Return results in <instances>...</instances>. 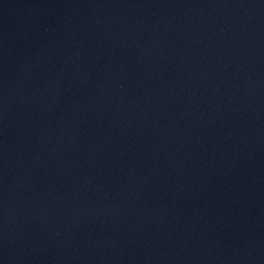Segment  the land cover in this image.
<instances>
[{
	"label": "water",
	"instance_id": "water-1",
	"mask_svg": "<svg viewBox=\"0 0 264 264\" xmlns=\"http://www.w3.org/2000/svg\"><path fill=\"white\" fill-rule=\"evenodd\" d=\"M0 264H264V0H0Z\"/></svg>",
	"mask_w": 264,
	"mask_h": 264
}]
</instances>
